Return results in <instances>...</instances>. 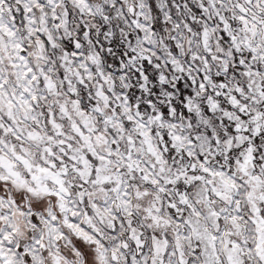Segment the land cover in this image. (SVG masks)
<instances>
[{
	"label": "snow or ice",
	"instance_id": "6c2138e0",
	"mask_svg": "<svg viewBox=\"0 0 264 264\" xmlns=\"http://www.w3.org/2000/svg\"><path fill=\"white\" fill-rule=\"evenodd\" d=\"M0 264H264V0H0Z\"/></svg>",
	"mask_w": 264,
	"mask_h": 264
}]
</instances>
